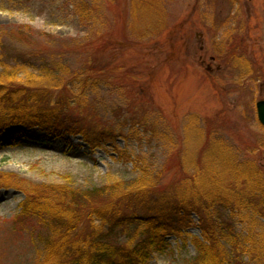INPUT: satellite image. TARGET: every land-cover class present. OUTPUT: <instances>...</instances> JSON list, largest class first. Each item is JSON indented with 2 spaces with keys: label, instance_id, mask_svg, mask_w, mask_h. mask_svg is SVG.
Returning <instances> with one entry per match:
<instances>
[{
  "label": "rangeland",
  "instance_id": "obj_1",
  "mask_svg": "<svg viewBox=\"0 0 264 264\" xmlns=\"http://www.w3.org/2000/svg\"><path fill=\"white\" fill-rule=\"evenodd\" d=\"M91 1L87 23L99 31L97 39L77 13L79 0H0V85L25 87L30 76L42 78L50 62L74 72L93 59L102 68L96 79H74V89L45 97L76 98L68 104L74 115L114 133L92 148L80 135L38 128L14 147L9 131L24 127L0 132V179L9 183L0 186V264L67 263L46 260L38 237L43 226L20 214L23 188L67 179L83 189L129 181L141 167L168 183L187 167L186 150L205 151L218 137L236 163L257 161L264 170L256 110L264 98V0H150L154 8L140 24L138 0ZM234 222L243 235L255 230L262 246V225ZM194 235H201L199 228L169 236L166 251L145 264H185L197 254Z\"/></svg>",
  "mask_w": 264,
  "mask_h": 264
},
{
  "label": "trees",
  "instance_id": "obj_2",
  "mask_svg": "<svg viewBox=\"0 0 264 264\" xmlns=\"http://www.w3.org/2000/svg\"><path fill=\"white\" fill-rule=\"evenodd\" d=\"M149 1H137L135 17L148 18V10L154 8ZM93 6L91 0H79L75 7L97 39L99 31L87 23ZM50 63L42 78H28V86L0 85V132L12 125L25 126L26 130L9 131L12 146L24 143L33 128L60 136L80 135L92 148L107 144L114 136L108 127L69 110L68 104L76 98L45 97L52 90L74 89V79L85 83L96 79L100 65L90 59L81 71L68 72V66ZM66 74L72 75L69 80ZM218 139L210 138L200 153L186 150L187 167L180 178L168 183L141 167L132 180L84 189L71 179L41 184L23 188L20 214L36 218L43 226L38 237L48 250L47 261L145 264L154 253L166 251L169 236L182 237L187 230L199 228L201 235L193 236L197 254L185 264H248L247 256L264 264V232L260 246L255 230L243 235L234 222L237 218L239 223L264 227L256 219H264V170L257 161L236 163ZM5 180L0 179V186L9 185Z\"/></svg>",
  "mask_w": 264,
  "mask_h": 264
},
{
  "label": "water",
  "instance_id": "obj_3",
  "mask_svg": "<svg viewBox=\"0 0 264 264\" xmlns=\"http://www.w3.org/2000/svg\"><path fill=\"white\" fill-rule=\"evenodd\" d=\"M263 32H264V21H263ZM257 113L259 121L264 125V99L257 102Z\"/></svg>",
  "mask_w": 264,
  "mask_h": 264
},
{
  "label": "flooded vegetation",
  "instance_id": "obj_4",
  "mask_svg": "<svg viewBox=\"0 0 264 264\" xmlns=\"http://www.w3.org/2000/svg\"><path fill=\"white\" fill-rule=\"evenodd\" d=\"M215 57H213L212 59H214ZM256 105H257V102H256ZM256 110H257V107H256ZM257 117H258V115H257ZM258 120H259V118H258ZM260 122V121H259ZM260 124H261V126L264 128V125L260 122ZM258 163V162H257ZM259 165H260V163H258ZM261 166V165H260ZM262 167V166H261ZM263 168V167H262Z\"/></svg>",
  "mask_w": 264,
  "mask_h": 264
}]
</instances>
